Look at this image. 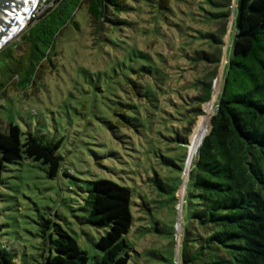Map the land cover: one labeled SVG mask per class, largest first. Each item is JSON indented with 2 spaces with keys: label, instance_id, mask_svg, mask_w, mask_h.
I'll list each match as a JSON object with an SVG mask.
<instances>
[{
  "label": "rangeland",
  "instance_id": "1",
  "mask_svg": "<svg viewBox=\"0 0 264 264\" xmlns=\"http://www.w3.org/2000/svg\"><path fill=\"white\" fill-rule=\"evenodd\" d=\"M158 1L124 0V12L111 17L123 24H94L82 4L30 80L28 46L21 40L27 26L0 50V131L13 124L25 135L61 140V169L70 174L49 179L45 167L27 159L7 165L0 241L17 262L43 263L50 234L56 237L53 226L43 233L46 220L72 236L90 260L100 255L95 246L104 232L87 222L85 207L91 183L100 179L131 191V264H171L176 258L190 158L198 150L195 135L208 134L215 114L237 0H168L165 11ZM219 51L218 65L204 59ZM209 81L211 102L195 118V98ZM192 120L184 150L177 137ZM156 177L179 188L176 202L154 187ZM172 227L174 238L168 237Z\"/></svg>",
  "mask_w": 264,
  "mask_h": 264
},
{
  "label": "trees",
  "instance_id": "2",
  "mask_svg": "<svg viewBox=\"0 0 264 264\" xmlns=\"http://www.w3.org/2000/svg\"><path fill=\"white\" fill-rule=\"evenodd\" d=\"M46 3L51 5L29 22L21 36L28 46L29 71L25 80H30L35 68L49 59L57 37L73 22L82 4L87 6L94 24L124 23L111 19L124 12V0ZM157 7L167 10L168 0H159ZM234 26L231 58L217 112L190 167L178 264H264V0H237ZM219 44L223 45L221 41ZM204 59L218 65L221 51ZM16 78L21 86L22 79L18 74ZM212 93L211 81L201 84V94L195 98L198 106L192 109L195 118L204 115L201 107L211 102ZM193 124L194 120L184 128V136L177 137L184 150L188 149ZM196 131L199 132L197 127L194 134ZM61 145V140L25 135L16 125L9 124L0 131V186L7 165L24 159L45 167L49 179L60 173L69 177L61 169ZM151 182L162 194L170 196V203L177 201L179 188L164 184L157 177ZM91 184L85 207L87 222L104 232L95 246L100 255L90 260L72 236L46 220L43 233L53 226L56 237L53 239L50 234L49 251L41 255V264H131L133 250L127 241L133 225L131 191L110 180L100 179ZM168 237L174 238L173 227ZM0 264L23 263L17 262L0 241ZM171 264H175L174 258Z\"/></svg>",
  "mask_w": 264,
  "mask_h": 264
},
{
  "label": "water",
  "instance_id": "3",
  "mask_svg": "<svg viewBox=\"0 0 264 264\" xmlns=\"http://www.w3.org/2000/svg\"><path fill=\"white\" fill-rule=\"evenodd\" d=\"M40 1L0 0V50L25 30ZM214 112H217V107ZM177 252L175 264L179 262V246Z\"/></svg>",
  "mask_w": 264,
  "mask_h": 264
},
{
  "label": "built area",
  "instance_id": "4",
  "mask_svg": "<svg viewBox=\"0 0 264 264\" xmlns=\"http://www.w3.org/2000/svg\"><path fill=\"white\" fill-rule=\"evenodd\" d=\"M47 0H41L36 9L34 10L31 20H34L37 16L41 15L51 4L46 3Z\"/></svg>",
  "mask_w": 264,
  "mask_h": 264
},
{
  "label": "bare ground",
  "instance_id": "5",
  "mask_svg": "<svg viewBox=\"0 0 264 264\" xmlns=\"http://www.w3.org/2000/svg\"><path fill=\"white\" fill-rule=\"evenodd\" d=\"M204 135V134H203ZM196 137V140H195V142H196V144H197V146H198V149H199V147H200V144H201V142L203 141L202 140V136H198V135H195ZM199 144V145H198ZM198 151V150H197ZM197 151L191 156V158H190V160H193L194 159V157H195V155H196V153H197Z\"/></svg>",
  "mask_w": 264,
  "mask_h": 264
}]
</instances>
